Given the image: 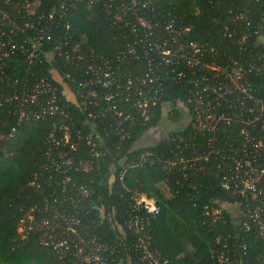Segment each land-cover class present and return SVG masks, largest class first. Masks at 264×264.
<instances>
[{
	"label": "trees",
	"instance_id": "16d2710c",
	"mask_svg": "<svg viewBox=\"0 0 264 264\" xmlns=\"http://www.w3.org/2000/svg\"><path fill=\"white\" fill-rule=\"evenodd\" d=\"M36 1L35 12L43 13V19L29 26L30 22H21L18 17L24 0H0L1 10L8 14V19L0 22V41L10 37L16 44L1 60L0 100L13 92L20 95L38 78L52 85L51 92L36 97L38 105L18 106V100L9 104L11 98L0 103V264H98L93 259L84 260L88 253H103L101 264H149L141 259L138 234L126 227L134 216L143 219L142 232L149 250L167 264H212L220 252L228 256V264H264V205H257L264 196L236 202L218 185L219 173L210 161L202 162L199 169L170 164L178 144L192 145L197 152L204 149L201 133L180 123L183 107L188 106L187 80L164 83L161 104L148 121L131 110L132 119L122 122L127 131L122 139L104 129L115 120L114 114L104 111L87 118L74 107L84 94L73 78H79L77 68L90 58L108 57L123 49L134 40L132 27L139 26L141 34L134 13L128 9L123 15L118 12L119 19L114 18L119 0ZM139 1L145 6L138 14L157 35L156 27L163 22L190 26L189 38L215 47L219 55L214 61L218 64L225 58L223 53L231 49L223 35L224 27L241 22L233 19L239 10L248 8L244 12L251 22H264V0ZM40 33L42 39L34 41ZM32 42L37 43L35 58L28 60ZM46 54H51L50 58L45 59ZM139 58L127 54L123 66L129 74L136 75L142 68ZM208 59L205 56L202 60ZM183 70L189 76V70ZM65 72L74 81L65 78ZM247 77L257 88L262 84L254 72ZM70 95L74 103L66 97ZM49 96L64 107L69 121L61 120L57 113L19 118V108L47 110ZM124 106L130 108V104ZM96 108L89 106L92 113ZM163 116L180 124L153 144L137 146L139 137L156 128ZM58 125L65 126L68 142L63 141L64 130L57 129ZM51 131L62 138L59 145L48 150L51 156L60 150L77 171L57 174L49 168L45 151ZM76 131L81 137L96 132L103 150L91 155L84 140L71 150L69 143L75 141ZM227 131L220 128L221 141L228 142L237 128L232 126ZM67 174L70 180L62 185L61 178ZM161 185L169 197L164 196ZM138 196L152 199L158 210L149 213L135 207ZM235 204L238 213L236 210L232 215ZM20 220L23 225L18 232ZM60 239L68 246L58 256L48 242ZM77 240L82 241L80 254L76 252ZM42 241L48 242L43 245Z\"/></svg>",
	"mask_w": 264,
	"mask_h": 264
},
{
	"label": "built area",
	"instance_id": "2783aa9c",
	"mask_svg": "<svg viewBox=\"0 0 264 264\" xmlns=\"http://www.w3.org/2000/svg\"><path fill=\"white\" fill-rule=\"evenodd\" d=\"M119 2L113 17L119 19L118 12L123 15L124 11L131 10L136 16V23L142 27L141 34L138 33L139 26L132 27L131 31L135 33L134 40L123 49L108 57L90 58L84 62L80 68H77L79 78L73 77L84 94L76 103L72 95L66 97L74 103L75 108L84 112L87 118L103 115L104 111L114 114L115 120L112 119V122H109L104 129L108 128L107 133H114L122 139L127 135L122 122L132 119L131 110L136 111L142 121H148L153 115V110L161 104L160 96L164 83H180L185 79L190 86L186 97L188 106L183 107L181 124L188 125L193 131L201 133L204 149L197 152L192 145L178 144L175 155L170 161L171 166L179 164L182 168L199 169L202 167V162L210 161L219 173L218 185L230 197L236 199V202H246L249 197L264 196L263 19L261 22H251L247 12H244L248 8L239 10L233 19L241 22H231L232 26L224 27L223 35L229 41L231 49L223 53L225 58L218 64L214 61L219 55L215 47L189 38L190 26L171 21L163 22L159 28L156 27L159 36L152 30L151 24L138 14L145 6L144 2L139 0H129V2L119 0ZM37 4L36 0L32 2L24 0L20 4L18 17L21 22H30L29 26H32L33 22H40L43 19V13L35 12ZM12 6L17 8L18 4L13 3ZM47 17L51 18V14ZM7 19L8 14L0 8V22ZM154 25L156 26V22ZM8 32L10 33L11 29ZM42 37L41 33L37 34L34 41L41 40ZM36 45V42L31 43L28 60H32L35 56L33 49ZM15 47L16 44L10 37L5 42L0 41V72L2 58L12 53ZM54 48L57 49L58 45ZM58 54L60 55V52ZM64 54L68 57L69 52L66 50ZM127 54L135 58L141 57L137 61L142 62V68H138L136 75L129 74V70L123 66ZM50 56L46 54L44 58L48 59ZM205 56L211 59L203 61ZM79 59L80 56L77 55V61ZM178 66L181 67L178 68ZM182 68L189 70V76H186ZM251 72L262 79L259 88L248 79L247 74ZM68 73L65 72L64 77L71 82L74 81ZM54 74L57 76L55 71ZM51 91L52 85L38 78L31 81L28 87L23 88L20 95L13 92L9 97L4 96L0 103L11 98L9 104L18 100V106L38 105L36 97ZM125 104H130V108L125 107ZM46 105L47 110L41 107L34 111L31 107L19 108V118L37 119L46 113L49 115L57 113L61 120H70L68 112L56 103L54 96L47 98ZM89 106L94 108L98 106V108L95 109V113H92ZM120 107L129 109L123 111ZM232 126H236L237 131L229 136L228 142L221 141L220 128H227L229 132ZM61 128L64 130L61 137L64 142H68L65 126L58 125L57 129ZM61 139L53 131L47 136L48 145L45 155L49 159L48 166L57 174L60 171L64 173L77 171L78 167L70 159L64 158L60 150L54 153L55 156H51L48 151L52 146L59 145ZM180 139L178 141H182ZM82 140L91 155L95 156L101 152V140L96 132H90L81 137L79 131H76L75 141L69 143V148L73 150ZM69 180L70 176L67 174L61 178L60 182L64 185ZM83 187L82 184L78 185L81 191ZM134 203L135 207L141 206L149 213L158 210L156 203L144 196H138ZM258 204L264 205V200H260ZM235 208L238 213L237 204ZM256 209L258 208L254 210ZM215 213L216 210L213 211V214ZM22 225L23 221L20 220L17 226L18 232L22 230ZM126 227L138 234L136 244L141 251V259L149 264H167L166 260L156 259L154 252L149 250L148 240L142 232V218L134 216L127 222ZM47 242L42 241V244L46 245ZM48 243L58 256L68 246L64 239ZM80 244H82L81 240L75 242L78 254L82 250ZM88 259L101 264L104 256L103 253H88L84 260ZM228 261V256L220 252L212 264H228Z\"/></svg>",
	"mask_w": 264,
	"mask_h": 264
},
{
	"label": "rangeland",
	"instance_id": "374dc122",
	"mask_svg": "<svg viewBox=\"0 0 264 264\" xmlns=\"http://www.w3.org/2000/svg\"><path fill=\"white\" fill-rule=\"evenodd\" d=\"M180 123L170 122L168 119H166L165 116H163L161 120L159 121L158 126L154 129L148 130L146 133L140 136L139 139L135 142V144L137 146L153 144L154 142L160 140L166 134L168 130L177 127ZM162 187L164 188V186ZM162 191H163L164 196L166 197L170 196V194L165 188L162 189ZM231 212H233L232 215H234L236 212V208L233 207L231 209Z\"/></svg>",
	"mask_w": 264,
	"mask_h": 264
}]
</instances>
